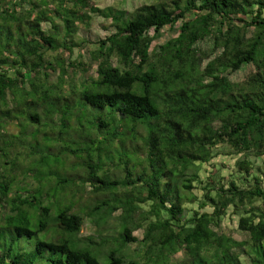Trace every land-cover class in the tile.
I'll return each mask as SVG.
<instances>
[{
    "label": "trees",
    "instance_id": "1",
    "mask_svg": "<svg viewBox=\"0 0 264 264\" xmlns=\"http://www.w3.org/2000/svg\"><path fill=\"white\" fill-rule=\"evenodd\" d=\"M0 160V264H264V0H0Z\"/></svg>",
    "mask_w": 264,
    "mask_h": 264
},
{
    "label": "rangeland",
    "instance_id": "2",
    "mask_svg": "<svg viewBox=\"0 0 264 264\" xmlns=\"http://www.w3.org/2000/svg\"><path fill=\"white\" fill-rule=\"evenodd\" d=\"M90 4L95 6V7H98L100 9H104V8H108V7H114V8H118V9H123V10H126V11H130L134 6H137V5H141L143 3H152V2H155V0H89ZM43 28H47L48 26L47 25H43L42 26ZM111 32H113V28L111 27V24H110V21L108 20H104L103 18H100V17H97V16H94L93 19H92V22L89 26V28H80L75 36V39L77 40H83L84 43H82L81 47L79 48L82 55L86 56V58L88 57V54L87 52L88 49H92L98 41L104 39L106 36H108ZM174 33L173 32H170L168 31L167 29H163L161 31V36L155 40L153 42V45H157V44H162L164 43L168 38L169 36H173ZM199 48H201L203 51H208L209 50V47H210V44L207 43V42H201L199 43ZM74 56H76V54H74ZM245 70L247 71V68L245 67H242L241 69V72H239V74L237 75L236 78H231L234 80V79H241L243 77V74L245 73ZM93 72V71H91ZM235 75H233L234 77ZM9 130L14 133L15 130L13 128H9ZM6 135V138L9 137L8 135V132L7 134L6 133H3ZM28 146V145H27ZM26 146V147H27ZM9 154H7L5 157L2 156L1 159L2 161L3 160H8L10 161L11 158L8 156ZM223 156V155H222ZM221 156V157H222ZM7 157V158H6ZM223 158V164H227L228 166L225 167V169L227 167H229L228 169V172L232 171L230 170L231 169V165L233 164V160L228 158V157H222ZM1 160H0V172H1ZM204 167L206 166H200V170L203 171L204 170ZM223 169V170H225ZM224 172V171H223ZM222 172V173H223ZM1 174V173H0ZM193 186L195 189H193L190 193H188L187 191L183 190V189H180V194L182 197H188L190 199L193 198V196H195L196 198H200L201 197V193L198 191L197 188V183H193ZM197 206V202L193 201L192 203H185L184 204V208H185V213L183 214L182 216V219L186 218L189 214V210L191 208H196ZM228 225L226 224V227ZM225 227V228H226ZM94 227L88 223V221H85L80 233H79V236L82 237V238H86L87 236H93L95 241H98L99 240V236L97 235V233L95 234L94 232ZM114 231H110V233H107L106 235H115L113 233ZM132 236L137 238L138 240L141 239L142 237V230H136L132 233ZM233 236L235 238H239L241 236V233L239 232H236L235 234H233ZM135 246L136 244H131L129 245L128 247V250H133L135 249ZM175 257H181V253L177 254Z\"/></svg>",
    "mask_w": 264,
    "mask_h": 264
}]
</instances>
